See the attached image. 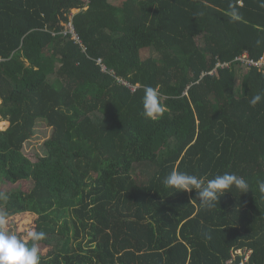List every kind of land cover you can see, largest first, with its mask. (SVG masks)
<instances>
[{"label":"trees","instance_id":"obj_1","mask_svg":"<svg viewBox=\"0 0 264 264\" xmlns=\"http://www.w3.org/2000/svg\"><path fill=\"white\" fill-rule=\"evenodd\" d=\"M244 53L264 57V0H0V208L46 233L41 264H264V65ZM175 170L249 190L205 210Z\"/></svg>","mask_w":264,"mask_h":264},{"label":"clouds","instance_id":"obj_2","mask_svg":"<svg viewBox=\"0 0 264 264\" xmlns=\"http://www.w3.org/2000/svg\"><path fill=\"white\" fill-rule=\"evenodd\" d=\"M77 10H71L70 19ZM230 15L235 18V11L231 12ZM66 24H69L70 29L72 28L70 21ZM71 30L73 31V29ZM72 34L73 37L74 35L77 36L74 31ZM143 93V115L150 120L159 119L165 111V106L161 103L158 89L145 85ZM262 99L264 97L257 94L249 100V105L255 107ZM162 183L165 187L177 191H195L200 207L205 210L215 208L219 198L226 192H231L232 189L241 193L249 190L248 182L234 172L216 174L205 182L196 175L175 170L168 173L163 178ZM257 185L258 190L264 193V180H258ZM8 198L7 193L0 192V202L7 201ZM13 223L10 213L0 208V264H41L39 245L46 238V233L36 227L35 220L29 219L25 223L24 235L20 236L12 231L10 225Z\"/></svg>","mask_w":264,"mask_h":264},{"label":"rangeland","instance_id":"obj_3","mask_svg":"<svg viewBox=\"0 0 264 264\" xmlns=\"http://www.w3.org/2000/svg\"><path fill=\"white\" fill-rule=\"evenodd\" d=\"M74 10V9H73ZM66 28L70 29V26L69 24H64ZM8 126V122L5 121H2L0 120V129H5L6 127ZM41 124L38 125V130L35 134V136L30 139L28 142H26L25 144V147H24V151L27 152L28 154H32L33 152L34 153H37V152H40L41 153V144H42V141H43V137H45L47 134H48V131L43 129L44 126H42ZM16 184H11V183H3V184H0V189L2 190H10L12 188H16ZM29 219H33L32 216H25L24 217V220H20L18 222L17 225H15L14 227H11L12 231L15 232L17 235L19 233V231H24L25 232V223L27 220Z\"/></svg>","mask_w":264,"mask_h":264},{"label":"built area","instance_id":"obj_4","mask_svg":"<svg viewBox=\"0 0 264 264\" xmlns=\"http://www.w3.org/2000/svg\"><path fill=\"white\" fill-rule=\"evenodd\" d=\"M70 32L73 33L72 30ZM74 38L77 39V36L74 35ZM236 59L244 62V64L247 65L248 67H250L252 65H255V66L261 68L264 65V57L263 56L260 57L258 60H253V59H251V58H249L247 56V53H244L241 56L237 57ZM97 62L102 65L101 59H97ZM102 69L104 70V66L103 65H102ZM235 252L238 253V252H240V250H236ZM247 257H248V255H246L245 259H247Z\"/></svg>","mask_w":264,"mask_h":264},{"label":"bare ground","instance_id":"obj_5","mask_svg":"<svg viewBox=\"0 0 264 264\" xmlns=\"http://www.w3.org/2000/svg\"><path fill=\"white\" fill-rule=\"evenodd\" d=\"M4 123H5V121H4Z\"/></svg>","mask_w":264,"mask_h":264}]
</instances>
